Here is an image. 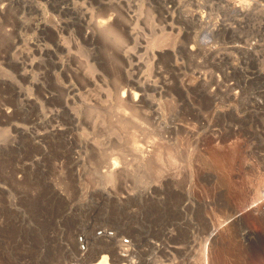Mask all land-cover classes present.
<instances>
[{
  "label": "rangeland",
  "instance_id": "374dc122",
  "mask_svg": "<svg viewBox=\"0 0 264 264\" xmlns=\"http://www.w3.org/2000/svg\"><path fill=\"white\" fill-rule=\"evenodd\" d=\"M26 1L0 0V7L10 10L0 18V264H89L97 251L92 237L132 247V264H264V218L257 216L264 199L251 203L255 190L264 188V0H81L83 7L67 1L59 5L61 0ZM99 2L114 6L109 12ZM246 7L249 19L240 11ZM84 12L106 21L115 15L117 33L105 28L108 33L97 31L81 42L75 34ZM59 22L72 33L67 40L72 49L57 53L63 70L47 64L44 76L45 70L37 68L39 49L50 44L42 41L40 27ZM123 27L134 33L132 41L120 39ZM177 45L184 50L176 51ZM190 75L202 79L195 82ZM125 77L162 87L166 95L149 89L142 107L124 112L118 100ZM184 78L191 84L181 91ZM39 83L47 90H39ZM69 85L77 89L71 106L64 91ZM44 92L54 99L44 101ZM54 110L62 112L56 119ZM126 113L133 116L125 118ZM188 116L201 127L188 123ZM123 118L132 125L120 126ZM56 125L65 133L48 138L41 150L31 136ZM164 130L172 131L166 135ZM190 135L197 137L196 144ZM132 139L147 148L158 139L153 143H161L159 155V148L163 154L172 145L165 149H175L178 157L170 156L176 163L167 162L174 151L165 150L168 157L161 155L168 166L162 160L156 166L157 154L150 164V170L161 167L165 174L148 170L132 155ZM71 152L77 164L71 163ZM125 152L130 165L122 166L120 176H127L111 184L106 173L113 164L121 168ZM36 160H42L44 172L34 166ZM22 163L27 176L18 181L12 169ZM235 213L240 216L233 221Z\"/></svg>",
  "mask_w": 264,
  "mask_h": 264
},
{
  "label": "bare ground",
  "instance_id": "6f19581e",
  "mask_svg": "<svg viewBox=\"0 0 264 264\" xmlns=\"http://www.w3.org/2000/svg\"><path fill=\"white\" fill-rule=\"evenodd\" d=\"M26 1V0H25ZM69 2V4L72 2V4L73 5H76V6H84V4L86 3V2H82L81 0H61L60 2H59V5L60 4H63V3H67V2ZM27 2V1H26ZM104 2H106L105 0H104ZM104 2H99V4H102L103 6L105 5V3ZM107 3V2H106ZM114 3V2H113ZM113 3H109V4H106L105 6H107V8H108V11H109V8H111L112 6H114L113 5ZM89 4V3H88ZM91 4V3H90ZM98 4V3H97ZM64 5V4H63ZM62 5V6H63ZM93 5V4H92ZM124 5V4H123ZM161 5H163V4H161ZM66 6V5H65ZM94 6V5H93ZM105 6H104V8H105ZM121 6H122V4H121ZM124 7V6H123ZM166 7V6H165ZM164 7V8H165ZM72 8V7H71ZM70 8V9H71ZM79 8V7H78ZM87 8V7H86ZM98 8H100V7H98ZM114 8V7H113ZM121 8V7H120ZM74 9V8H73ZM84 9V8H83ZM103 9V8H102ZM106 9V8H105ZM119 9V8H118ZM54 10V9H53ZM63 10H64V6H63ZM81 10V9H80ZM87 10V9H86ZM86 10H84V11H86ZM113 10H115V9H113ZM8 11H10V10H8V6L7 5H4V6H1L0 7V18H5V16H6V13L8 12ZM55 11V10H54ZM92 11V10H91ZM99 11V10H98ZM239 11V10H238ZM241 11V13L242 12H246L244 15H246V18H248L250 15H251V13H250V11H249V9H247V7L245 8V9H243V10H240ZM64 12V11H63ZM72 12H73V10H72ZM83 12V11H82ZM81 11L80 12H78V13H82ZM93 13H94V11H92ZM92 12H87V13H85L84 12V14L83 15H81V16H78V17H80V18H78L77 17V19H78V21H79V19H80V23H79V30H77L76 32V34L75 35H77L78 37H79V40L81 41V42H83V43H86V42H88L89 40H91L92 39V37L97 33V31H98V33H103V32H105L104 30H106L105 28H108L109 29V32H111V33H113V32H116L117 33V31H116V29L114 28L115 26V24L114 25H112V23H113V21H115L114 20V18L116 17L115 15H114V17H112V16H109L111 13H112V9H111V13L109 14V15H107V16H109L108 18V20L106 21V20H100L99 18L96 20V19H94V16H93V13ZM110 12V11H109ZM109 12H107V10H106V13H109ZM169 14H170V12H168ZM168 13H165V14H168ZM239 13V12H238ZM65 14H67V13H65ZM68 14H70V13H68ZM89 14V15H88ZM99 14V13H98ZM100 14H103V13H100ZM99 14V15H100ZM255 14V13H254ZM80 15V14H79ZM97 15V14H96ZM95 15V16H96ZM103 15H105V14H103ZM70 16V15H69ZM83 16V17H82ZM101 16V15H100ZM170 16V15H169ZM243 16V15H242ZM82 17V18H81ZM97 17H99V16H97ZM102 17V16H101ZM105 16H103V18H104ZM166 17V16H165ZM74 18V17H73ZM107 18V17H106ZM66 19V18H65ZM116 19V18H115ZM171 19H172V17H171ZM249 19V18H248ZM251 19V18H250ZM118 20V19H117ZM173 20H175V19H173ZM68 22V21H67ZM73 22V21H72ZM77 21H75V23H76ZM63 23H65V22H63ZM74 23V22H73ZM61 23L59 22V23H55L54 25H49V24H44V25H42L41 27H40V35H41V38H42V41L44 42V43H46V44H50V46L49 45H44L42 48H40L39 49V53H40V58H39V62H38V60H37V63H39L38 64V66L39 67H37L38 69L40 68V69H46V65L47 64H50V65H53L54 67H56L57 69H61V70H63V68H64V66H65V64L64 63H60L58 60H57V53H64V52H71V46L68 44V42H67V40L70 38V36H72V33H69L64 27H62L61 25H60ZM73 26H74V24H72ZM76 25H77V23H76ZM71 26V25H70ZM69 26V27H70ZM114 26V27H113ZM78 27V26H77ZM116 28H118L117 26H116ZM169 28V27H168ZM166 29V28H165ZM170 29V28H169ZM70 30H72V29H70ZM69 30V31H70ZM170 30H172V31H175L174 30V28L173 27H171V29ZM39 32V31H38ZM106 33H108V31L106 30ZM173 33H175V32H173ZM178 34H177V37H180V36H182L181 35V32H177ZM49 34H52V36H53V39L52 40H49ZM167 34V33H166ZM172 34V33H171ZM122 35L128 40V41H132L134 38V33L133 32H131L127 27H123V32H121V35H119L121 38L120 39H123V37H122ZM170 35V34H169ZM113 37H115L116 38V36H114V35H112ZM118 36V35H117ZM119 36L116 38V39H119ZM169 39V38H168ZM170 40V39H169ZM168 40V41H169ZM180 40V39H179ZM178 40V41H179ZM177 41V42H178ZM160 42V41H159ZM167 42V41H166ZM158 43V42H157ZM157 43H156V45H157ZM170 43H171V41L169 42V43H163V45L162 46H167L168 47V44L170 45ZM178 44V43H177ZM194 44V43H193ZM192 44V45H193ZM75 45H77V46H80V42L76 39L75 40ZM198 45V44H197ZM34 46V45H33ZM161 45L159 46V47H162ZM173 46V45H172ZM172 46H170V47H172ZM178 46V45H177ZM238 45H236V47H237ZM31 47H32V45H31ZM41 47V46H40ZM166 47V50L168 49ZM163 48V47H162ZM174 48V47H173ZM184 46H181V45H179L177 48L175 47V49H176V51L177 50H179V49H181V50H184ZM197 48V47H196ZM235 48V47H234ZM239 47H237V49H238ZM36 49V48H35ZM199 49V48H198ZM201 49V48H200ZM236 49V48H235ZM242 49V48H241ZM240 49V50H241ZM161 50V49H160ZM170 49H168V51H169ZM180 50V51H181ZM35 51V50H34ZM33 51V52H34ZM38 51V50H37ZM161 51H164V50H161ZM160 51V52H161ZM186 51H188V49L186 50ZM191 51L192 52H194L195 51V49L194 48H191ZM199 51V50H198ZM249 51V50H248ZM25 52V51H24ZM23 52V53H24ZM26 52H27V50H26ZM167 52V51H166ZM197 52V51H196ZM196 52H194L195 54H196ZM169 53H171L170 51H169ZM54 54H56V57L54 58V59H51L50 57H51V55H54ZM194 54V55H195ZM189 55H190V53H189ZM193 55V54H192ZM25 56L27 57V54H25ZM24 57V56H23ZM26 57H24V59L26 58ZM30 58V57H29ZM29 61V60H28ZM33 61V60H32ZM126 61H129V58L126 60ZM25 63V62H24ZM27 63H31V61L30 62H27ZM36 63V62H35ZM36 63V64H37ZM37 65H35L34 66V68L33 69H35V67H36ZM23 67H25L24 66V64L21 66V68H22V70L24 71V69H23ZM32 67V66H31ZM28 69V68H27ZM177 69V68H176ZM26 71V70H25ZM194 71V70H193ZM27 73V72H26ZM158 73V72H157ZM160 73V72H159ZM194 73V72H193ZM49 74V70H47V72H46V70H45V73L43 74L44 76H47ZM197 74V73H196ZM200 74V73H199ZM199 74H198V76H199ZM22 75H23V77H26V74L23 72L22 73ZM162 74H160L159 76H161ZM194 75H195V73H194ZM196 76V75H195ZM195 76L193 77V76H189V77H193V79L195 78ZM30 76H28V78H29ZM157 77H158V75H157ZM188 77V76H187ZM197 77V76H196ZM201 77H203V76H201ZM205 77V76H204ZM168 78V77H167ZM158 79H160V77L158 78ZM157 79V82L156 83H159L158 80ZM185 79V78H184ZM196 79V78H195ZM202 79V78H201ZM200 78H198V79H196L195 80V82H197V80H201ZM207 79V78H206ZM164 80V79H163ZM167 80V79H166ZM192 81V80H191ZM193 83H194V81H192ZM206 82V81H205ZM205 82H203V84H202V82L200 83L202 86L204 85V83ZM124 83L127 85V86H125V87H122L121 88V90H122V93H121V96L119 97V100H118V102H119V104H120V108H122V111H124V112H126L128 109H131V110H133V111H137L138 110V108H140V107H142L143 106V104L145 103V101H146V98H147V91L149 90V89H151V90H154L155 91V93L156 94H158V96L160 95H166L165 93H166V91H165V93H164V90H163V88L161 87V89L159 88V86H158V88H155V86L152 84V83H149V82H144V83H142V84H140V83H138L137 81H133L132 79H130L129 77H125L124 78ZM161 83V82H160ZM170 83H171V81H170ZM193 83H192V86H193ZM210 83V82H209ZM191 84V82L189 81V80H187V79H185V80H183V81H181V91H186V90H188V86ZM195 84V83H194ZM162 85V84H161ZM168 85V84H167ZM171 85V84H170ZM169 85V86H170ZM200 85V86H201ZM121 86H122V84H121ZM194 86H197L196 84L194 85ZM199 86V85H198ZM200 86L198 87V90H199V88H200ZM211 86V85H210ZM35 87V86H34ZM40 89L39 90H47L46 89V87L44 86V84H42V83H39V86H38ZM164 87H165V83H164ZM168 87V86H167ZM205 87V86H204ZM36 88H37V86H36ZM190 88V87H189ZM195 88V87H194ZM203 87H201V89H202ZM191 89H193V88H191ZM200 89V90H201ZM194 91L196 90V89H193ZM64 91H65V101H66V105H69V106H71L73 103H74V95L76 94L75 92L77 91V89L75 88V86H73V85H69V86H67V87H65L64 88ZM192 91V90H191ZM204 91H205V89H204ZM214 91V90H213ZM216 91V90H215ZM214 91V92H215ZM209 92V91H208ZM213 92V93H214ZM187 93V92H186ZM195 93V92H194ZM196 93H198L199 95H197L198 97H201V92H197L196 91ZM205 93H206V91H205ZM216 93V92H215ZM180 95H181V93H179ZM183 95H184V93H182ZM191 94H193L192 92H191ZM190 94V95H191ZM182 95V97H184V98H186L185 96H183ZM187 96H188V94H186ZM195 95V94H194ZM188 97H190V96H188ZM213 97H215V95H213ZM212 97V98H213ZM191 98V97H190ZM189 98V99H190ZM202 98H203V95H202ZM202 98L200 99V101H202ZM209 98H211V96L209 97ZM208 98V99H209ZM30 100H32L31 98H29ZM42 99L44 100V101H46V102H48L49 100H53L54 99V97L53 96H49V94H47L46 92H44L43 94H42ZM182 100V99H181ZM186 100V99H185ZM209 101V100H208ZM207 101V102H208ZM212 103H214V99H212ZM191 102V101H190ZM203 103V102H202ZM189 104V103H188ZM210 104V103H209ZM184 105V104H183ZM187 105V104H186ZM194 105V104H193ZM211 105V104H210ZM214 105V104H213ZM191 106H192V103H191ZM184 107H186V106H184ZM119 108V109H120ZM187 108H189V107H187ZM196 108V107H195ZM184 109V108H183ZM190 109V108H189ZM215 109V108H214ZM193 110V109H192ZM209 110V109H208ZM6 112H11V111H6ZM191 112V111H190ZM8 113H5V114H7L8 115ZM62 112L60 111V110H54V112L52 113V118L53 119H56V118H58L59 116H60V114H61ZM138 113V112H137ZM136 112L135 113H132V114H137ZM195 113H197V111L195 112ZM9 114H11V113H9ZM121 115H122V112L120 113ZM124 114V113H123ZM139 114V113H138ZM190 114V113H189ZM194 114V113H193ZM193 114H191V115H193ZM71 115V114H70ZM125 115V114H124ZM126 115H129L128 113H126ZM131 116H133V115H131ZM130 115L129 116H125V118L126 117H131ZM71 117H73L72 115H71ZM135 117H136V115L135 116H133L132 117V120L133 121H136V120H134L135 119ZM139 117V116H138ZM189 117L190 116H188V123H195V122H190V120H189ZM192 117V116H191ZM191 117H190V119H191ZM198 117V116H197ZM125 118H123L124 119V121L122 120L121 122H119V125L121 126L124 122H126L125 121ZM193 118H195V116L193 117ZM191 119V120H193V121H195L194 119ZM128 122H126V123H128L129 124V122H131V119H128L127 120ZM123 122V123H122ZM156 122V121H155ZM198 122V121H197ZM196 122V123H197ZM201 122V121H200ZM209 122V121H208ZM122 123V124H121ZM133 123V122H132ZM135 123V122H134ZM195 123V126L197 125ZM205 123V122H204ZM203 123V124H204ZM131 124V123H130ZM129 124V125H130ZM136 124H137V121H136ZM139 124V123H138ZM179 124V123H178ZM184 124H187V122L185 123V121H184ZM201 124V123H200ZM200 124H198L199 126H200ZM124 125H125V123H124ZM132 125V124H131ZM182 125H183V123H182ZM188 125V124H187ZM186 125V126H187ZM190 125V124H189ZM197 125V127H199ZM123 126V125H122ZM139 126V125H138ZM141 126V125H140ZM167 126V125H166ZM171 126V125H170ZM185 126V125H184ZM185 126V127H186ZM191 126V125H190ZM192 126H194V125H192ZM209 126V125H208ZM211 126V125H210ZM131 127H133V126H131ZM157 127H159V126H157ZM177 127V126H176ZM181 129H184L183 128V126L181 127V126H179ZM201 127V126H200ZM203 127H206V126H203ZM168 128V127H167ZM169 128H171V127H169ZM168 128V129H169ZM187 128H189L188 126H187ZM190 128H192L191 130H193V128L194 127H190ZM189 128V129H190ZM214 128V127H213ZM165 129V128H164ZM194 129H196V128H194ZM201 129V128H200ZM210 129H212V127L210 128ZM127 130V129H126ZM133 130H134V128H133ZM166 130V129H165ZM164 130V133H166L167 131H172V130H167V131H165ZM180 130V129H179ZM185 130V129H184ZM183 130V131H184ZM188 130V129H187ZM197 130H199V128L197 129ZM65 131H66V128H64V127H62V126H58V125H56V126H53L50 130H47V131H45V132H43V133H37V134H35L34 136H31V139H32V141L34 142V144H36V145H39L38 147L41 149V150H43V151H45V147H43V145H42V143H46V140L48 139V138H54V137H57V136H59L60 134H63V133H65ZM131 131V130H130ZM157 131V130H156ZM182 131V132H183ZM188 131H190V130H188ZM187 131V132H188ZM213 132H214V130H212ZM150 132H153L152 130L150 131ZM158 132H160V130H158ZM169 132V133H170ZM178 132V131H177ZM185 132V131H184ZM187 132H185V133H187ZM193 132V131H192ZM200 132V131H199ZM135 132L133 131V134H134ZM146 134L148 133V132H145ZM146 134H144L145 136H148L149 135V133L146 135ZM152 134H154V132L153 133H151V135ZM159 134V136H160V133H158ZM163 134V133H162ZM161 134V136H163ZM198 134V133H197ZM135 135V134H134ZM134 135H132V136H134ZM151 135H149V136H151ZM166 135H168V133H166ZM181 136H183L182 134H180ZM149 136H148V138L147 137H145V138H147V141L148 140H151L150 138H149ZM154 136H156V134L154 135ZM158 136V135H157ZM158 136V137H159ZM185 136H187L186 138H188V136L189 135H184V137ZM193 136V135H192ZM194 136H197V135H195L194 134ZM135 137V136H134ZM171 137H172V135H171ZM183 137V138H184ZM201 137V136H200ZM214 137H216V136H214ZM133 138V137H132ZM157 138V137H156ZM162 138H165V135H164V137H162ZM167 138V137H166ZM165 138V139H166ZM186 138H184V139H186ZM190 138H191V135H190ZM135 139V138H134ZM134 139H132L131 140V144L133 145H129L131 148H132V151H135L134 153L132 152V155L133 154H135V156H136V154L138 155L137 157H139L138 159H140V160H138V161H140V162H142L143 163V165L142 166H144V165H146V168L148 169V170H150L151 169V166H150V164H152L153 162H152V160L154 159L153 157H154V155H158L157 156V161L158 162H154L155 164H156V166L158 165L157 163H160V161L162 160V159H164L165 160V158L163 157L162 158V155L164 154V151L166 150L165 148L166 147H171L172 145H170V146H166L165 148H164V151H163V154H162V151L160 150L162 147V145H161V143L158 141V143L157 142H155V143H157L158 145H156L155 146V148H154V145H155V143H153L154 141H157L156 139L154 140V141H152V146H149L148 148H150V149H148L147 148V146L146 147H142L143 145H141V146H138L137 144L139 143V142H137V144H133V140ZM160 139H161V137H160ZM165 139H164V141H165ZM168 139H169V137H168ZM167 139V140H168ZM192 139V138H191ZM197 140V137L195 138L194 137V139H192L193 141H190L191 143H192V145L196 142H194V140ZM152 140H153V138H152ZM173 141V140H175V139H169V141ZM187 140H190V139H186L185 141L186 142H188ZM203 140V139H202ZM138 141V140H137ZM164 141H163V143H164ZM199 141V140H198ZM216 141V140H215ZM136 141H134V143H135ZM149 142V141H148ZM151 142V141H150ZM160 143V144H159ZM189 143V142H188ZM188 143H186V144H188ZM191 143L189 144V150L191 151V149L192 148H194L193 146H192V148H191ZM198 143V142H197ZM200 143H201V141H200ZM166 144V143H165ZM173 144V143H172ZM196 144V143H195ZM150 145V144H149ZM161 145V146H160ZM167 145V144H166ZM175 145V144H174ZM157 146H159V147H161V148H159V151H160V155H159V153H158V151H157V149H156V147ZM164 146V145H163ZM198 146H199V144H198ZM129 147V148H130ZM173 148H176V146L174 147L173 146ZM163 149V148H162ZM198 149V148H197ZM233 149H234V147H233ZM171 150V152L172 151H174V153H170L169 151ZM170 150H166V151H168L169 152V154H167V155H169V157L166 155V154H164L165 156H167L168 158H166V160H167V162L168 161H170L171 162V164L172 163H174V162H172V159H174V156L175 155H177V157H178V154H175V149L174 150H172L171 148H170ZM186 150H188L187 149V146H186ZM188 150V151H189ZM131 151V150H130ZM188 151L186 152V154L188 153ZM197 151V150H196ZM177 153H179L178 151H176ZM199 152V151H198ZM72 153V161H71V163H75V164H77V162H78V158H76V153H75V155L73 154V152H71ZM202 153V152H201ZM215 153V155H217L216 154V152H214ZM123 154H126V155H123V157H125V158H122V155H121V159L122 160H120L121 162L123 161L124 162V159H125V162L127 163V161H129L128 159H126V156H128L127 155V153L125 152V153H123ZM170 154H175L174 156H170ZM163 155V156H164ZM180 155V154H179ZM134 156V155H133ZM187 156V155H186ZM220 156V155H219ZM219 156H217V157H219ZM222 156V155H221ZM220 156V157H221ZM160 157H161V159H160ZM176 157V158H177ZM180 157V156H179ZM210 157V156H209ZM214 158H216L215 156H213ZM172 158V159H171ZM224 158V157H223ZM156 159V158H155ZM171 159V160H170ZM177 159H179V158H177ZM181 159V158H180ZM220 159V158H219ZM127 160V161H126ZM222 160V159H221ZM42 160H36L35 162H34V166H36V168H37V170L39 171H41V172H44L45 170H44V166L42 165V162H41ZM163 161V160H162ZM173 161H176V160H173ZM218 161V160H217ZM125 162L123 163V164H121V168H118V166L116 165V164H113V168H111L107 173H106V175H107V178L109 179L108 181H109V183H111L112 184V182H114V181H117V179L119 178V176H120V174H121V172H120V170L122 169V166H124V164H125ZM135 162H136V159H135ZM152 162V163H151ZM164 162V161H163ZM161 162L160 164L161 165H166V166H168L166 163L167 162ZM169 162V163H170ZM168 163V164H169ZM176 163V162H175ZM174 163V164H175ZM218 164L220 163V162H217ZM222 163H224L223 162V160H222ZM137 164L138 165H140L138 162H137ZM149 164V166H147ZM126 166L128 165V164H125ZM130 165V164H129ZM128 165V166H129ZM137 165V166H138ZM153 165V164H152ZM163 165V166H164ZM177 165H178V163H177ZM128 166L127 167H125V169L126 168H128ZM160 166V165H159ZM173 166V165H172ZM139 167V166H138ZM154 166H152V168H153ZM169 167H171V166H169ZM169 167L167 168V169H169ZM165 168V169H166ZM15 169H16V171L14 170V169H12V176H13V178L14 179H17L18 181H22L23 179H25V177L27 176V170H28V168H27V166L25 165V163H22V164H20L19 165V167H15ZM119 169V170H118ZM142 169V168H141ZM144 169V168H143ZM156 169H157V171L159 170L157 167L155 168V170H154V168H153V170H150V171H156ZM164 169V170H165ZM166 169V170H167ZM171 169V168H170ZM223 169V168H222ZM130 169H127L126 171H129ZM136 170H138V169H136ZM140 170V169H139ZM146 170V169H145ZM160 170H161V167H160ZM159 170V171H160ZM173 170V169H172ZM124 171V170H123ZM161 171H163V170H161ZM160 171V172H161ZM137 172V171H136ZM160 172H158V175L160 176ZM164 173H163V175L165 174V171H163ZM169 172H172V171H170L169 170ZM168 172V173H169ZM176 172V171H175ZM126 173H128V172H126ZM125 173V175H122V176H120V177H123L124 178V176H127V174ZM157 173V172H156ZM167 173V172H166ZM162 174V173H161ZM223 174V173H222ZM162 175V176H163ZM168 175V174H167ZM229 175V174H228ZM161 176V177H162ZM164 177V176H163ZM165 177H166V175H165ZM169 177V176H168ZM167 177V178H168ZM173 178V177H172ZM125 179V178H124ZM159 179V178H158ZM162 179V178H161ZM161 179H159V180H161ZM122 180V179H121ZM263 180V179H262ZM118 181L120 182V179H118ZM124 182L126 181V180H123ZM124 182L122 183V184H124ZM114 184V183H113ZM260 184V183H259ZM258 184V185H259ZM263 184V183H262ZM263 186H264V184H263ZM262 186V187H263ZM261 187V186H260ZM260 187H258V189L257 190H255L256 191V194H255V197L253 198V200H252V204L254 203V205H255V202H257V201H262L263 199H264V188H261L260 189ZM256 189V188H255ZM126 193V192H125ZM124 193V194H125ZM128 194L126 193V195H124V198H126L125 196H127ZM130 197V196H129ZM123 197L121 198V199H124ZM128 198V197H127ZM121 199H119L120 201H121ZM262 199V200H261ZM124 200H126V199H124ZM128 200H130V199H128ZM123 201V200H122ZM127 201V200H126ZM125 201V202H126ZM263 202V201H262ZM122 203V202H121ZM127 203V202H126ZM261 203V202H260ZM256 206V205H255ZM255 206H253V208H255ZM244 213H246V212H244ZM240 214H241V212H240ZM240 214L238 215L237 213H235L232 217V220L233 219H235V221H236V219L240 216ZM241 215H243V214H241ZM255 215V214H254ZM264 214L262 213V214H259V215H257V216H260L261 218L260 219H263L264 218V216H263ZM234 221V220H233ZM238 222V221H237ZM235 225V224H234ZM237 225V224H236ZM238 225H240V224H238ZM231 227V226H230ZM232 228H234V227H232ZM231 228V229H232ZM230 229V230H231ZM232 231H233V229H232ZM231 233V232H230ZM250 236V235H249ZM91 244H92V246L93 247H95L96 248V254L94 255V256H92V257H90L89 259H88V261L87 262H89V264H132L131 263V261L129 260V258H130V256H131V252L133 251L132 249V247H128V246H126V247H128V248H126V249H124V245H121V244H118L114 239H107V240H104V239H98V238H96V237H92V239H91ZM131 244V243H130ZM128 245V244H127ZM131 246V245H130ZM131 248V249H130ZM136 252V251H135ZM134 252V253H135ZM133 253V254H134ZM109 256L111 257V258H109ZM109 259H111L112 260V263H111V261L109 260ZM130 259H132V258H130ZM205 259H206V256H205ZM205 262V261H204ZM208 262V261H207ZM206 263V262H205ZM206 264H208V263H206Z\"/></svg>",
  "mask_w": 264,
  "mask_h": 264
},
{
  "label": "built area",
  "instance_id": "2783aa9c",
  "mask_svg": "<svg viewBox=\"0 0 264 264\" xmlns=\"http://www.w3.org/2000/svg\"><path fill=\"white\" fill-rule=\"evenodd\" d=\"M260 210H261V212L264 213V202L261 203ZM99 235H102V236H105V237L112 236V234L111 233H108V232H99ZM81 245H82L81 246V249H84V250L87 249V246L83 245V242L81 243Z\"/></svg>",
  "mask_w": 264,
  "mask_h": 264
}]
</instances>
